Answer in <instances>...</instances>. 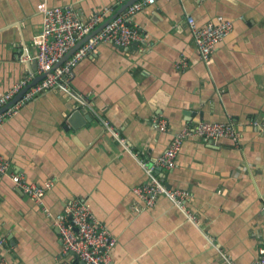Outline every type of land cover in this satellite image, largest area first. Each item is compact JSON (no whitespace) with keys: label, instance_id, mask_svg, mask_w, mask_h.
I'll use <instances>...</instances> for the list:
<instances>
[{"label":"crops","instance_id":"0c3cea01","mask_svg":"<svg viewBox=\"0 0 264 264\" xmlns=\"http://www.w3.org/2000/svg\"><path fill=\"white\" fill-rule=\"evenodd\" d=\"M127 1L0 0V97L37 74L34 37L45 6H73L88 20L106 7L114 16ZM188 14L199 25L219 15L234 22L209 66ZM134 25L143 41L100 45L74 67L72 90L87 105L59 89L40 95L0 118V153L12 172L37 184L54 182L46 196L54 216L70 200L87 199L118 239L112 264H227L224 256L256 264L264 248V130L253 125H264V0H159L138 12ZM78 109L91 119L74 128L69 119ZM155 118L168 120V132L155 128ZM199 121L234 122L240 144L189 140L177 167L159 170L156 161L173 133ZM141 162L155 167L166 186L192 192L195 222L165 196L154 208L133 211L134 187L150 180ZM66 258L54 219L0 176V261L63 264Z\"/></svg>","mask_w":264,"mask_h":264},{"label":"built area","instance_id":"2783aa9c","mask_svg":"<svg viewBox=\"0 0 264 264\" xmlns=\"http://www.w3.org/2000/svg\"><path fill=\"white\" fill-rule=\"evenodd\" d=\"M158 1L138 0L117 17H112V7H106L99 12L95 11L88 20H83L73 6H45L43 8L42 28L34 37L36 48L34 58L37 62V74H30L13 90L1 96L0 108L13 100L37 76L44 73L48 74L37 85L30 88L22 99L0 118L14 116L22 107L53 89L65 91L81 104L87 105L88 102L84 97L72 90L70 83L74 67L82 59L91 55L100 45L111 44L121 47L143 41L145 36L140 28L134 25V17L138 12L155 5ZM186 21L200 59L209 66L218 46L233 32L234 22L219 15L215 20H211L205 25H199L195 17L189 14ZM104 23L106 25L90 37L72 57L54 69L55 65L66 54ZM187 64L186 58H182L179 62L182 67H186ZM93 112L108 132L120 140L123 145H126L125 140L120 138L117 129L99 113L94 110ZM253 125L261 131L264 130V125L257 120L253 122ZM154 126L161 132H168L169 122L165 118H155ZM222 138H229L235 144H240L242 133L231 121H199L194 124H187L173 133L170 144L158 157L156 165L172 171L178 165L179 154L186 141L216 143ZM141 163L150 176V180L134 187L133 191L138 201L133 203V211L142 212L154 208L159 198L165 196L191 221L195 222V216L189 212L188 207V202L193 195L192 192L183 188L166 186L156 177L155 167H148L146 163ZM10 166L8 158L0 153V176H9L17 188L25 192L47 216L54 219V224L60 233L63 254L67 257L63 264H75L77 259H74V255L78 256V261L85 264H112V250L117 245L118 239L106 224L97 219L87 199L70 200L63 212L54 216L46 203L47 193L53 188L54 182L47 181L43 184L31 182L25 174L12 172ZM224 258L227 264H236L230 257L224 256ZM0 264L10 263L2 259ZM256 264H264V248H261Z\"/></svg>","mask_w":264,"mask_h":264},{"label":"water","instance_id":"95a60500","mask_svg":"<svg viewBox=\"0 0 264 264\" xmlns=\"http://www.w3.org/2000/svg\"><path fill=\"white\" fill-rule=\"evenodd\" d=\"M138 0H128L125 4H123V6L121 7V9L116 12L114 14V16L112 17H117L120 13H122L123 11H125L130 5H132L133 3H135ZM107 23V22H106ZM106 23H104L103 25H101L98 29H96L90 36H88L83 42L78 43L68 54H66L62 60L55 65L54 69H56L57 67L61 66L62 64H64L70 57H72L77 51L78 49L90 38L92 37L96 32L100 31L105 25ZM138 44V43H137ZM48 73H44L42 75L37 76L28 86H26L23 90H21L13 100H11L9 103H7L5 106H3L2 108H0V116L2 114H4L5 112H7L11 107H13L16 103H18L22 97L24 96V94L33 86L37 85L41 80H43ZM82 117V119H81ZM91 119L90 115L88 113H85V111H82L80 109L76 110L75 112H73L70 115V119L69 122L72 124V126L74 128L80 127L81 123H86L87 120ZM159 170H163L162 167H159ZM74 257L79 260L77 255H74ZM81 264H85L84 262H81Z\"/></svg>","mask_w":264,"mask_h":264},{"label":"trees","instance_id":"16d2710c","mask_svg":"<svg viewBox=\"0 0 264 264\" xmlns=\"http://www.w3.org/2000/svg\"><path fill=\"white\" fill-rule=\"evenodd\" d=\"M75 264H79V261H75Z\"/></svg>","mask_w":264,"mask_h":264}]
</instances>
